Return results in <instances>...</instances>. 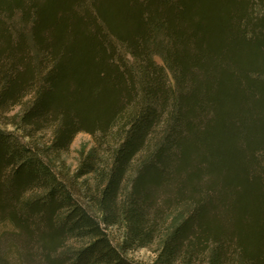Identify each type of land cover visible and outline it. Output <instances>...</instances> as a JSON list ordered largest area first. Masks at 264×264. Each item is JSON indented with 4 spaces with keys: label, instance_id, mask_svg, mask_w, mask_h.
Masks as SVG:
<instances>
[{
    "label": "trees",
    "instance_id": "1",
    "mask_svg": "<svg viewBox=\"0 0 264 264\" xmlns=\"http://www.w3.org/2000/svg\"><path fill=\"white\" fill-rule=\"evenodd\" d=\"M141 248L264 264V0H0V264Z\"/></svg>",
    "mask_w": 264,
    "mask_h": 264
},
{
    "label": "rangeland",
    "instance_id": "2",
    "mask_svg": "<svg viewBox=\"0 0 264 264\" xmlns=\"http://www.w3.org/2000/svg\"><path fill=\"white\" fill-rule=\"evenodd\" d=\"M157 63H161L158 56L154 57ZM15 109L14 111H16ZM9 130L12 129L11 127L8 128ZM94 146V139L93 137L85 132L78 133L75 138L73 139L69 149L67 152L62 154V159L66 166L73 171L76 166L78 165L79 159L81 156L88 154ZM58 165V164H57ZM55 171H59V165L53 167ZM110 235L113 240H116V232L113 228L109 229ZM135 260L142 261L144 263H151L154 258V253L148 248H141L129 253Z\"/></svg>",
    "mask_w": 264,
    "mask_h": 264
}]
</instances>
